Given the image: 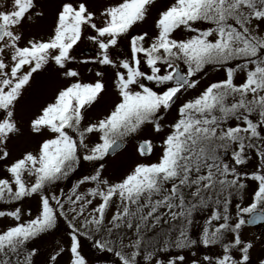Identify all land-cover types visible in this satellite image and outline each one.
I'll return each instance as SVG.
<instances>
[{
    "label": "snow or ice",
    "instance_id": "1",
    "mask_svg": "<svg viewBox=\"0 0 264 264\" xmlns=\"http://www.w3.org/2000/svg\"><path fill=\"white\" fill-rule=\"evenodd\" d=\"M85 39L96 57L78 61ZM105 68L117 99L92 117ZM45 72L62 86L32 111ZM131 141L143 159L106 176ZM0 172V264H38L62 223L42 264H87L81 237L118 264H264V233L243 237L264 225V0H0Z\"/></svg>",
    "mask_w": 264,
    "mask_h": 264
},
{
    "label": "rangeland",
    "instance_id": "2",
    "mask_svg": "<svg viewBox=\"0 0 264 264\" xmlns=\"http://www.w3.org/2000/svg\"><path fill=\"white\" fill-rule=\"evenodd\" d=\"M90 5L94 4L95 7H99L101 4L106 3L107 0H89ZM153 16H155V11L153 12ZM52 23V9H49V17L47 21L44 22L43 26L40 27L39 29L37 28H30L27 27L25 28V32H35L39 31L41 34L46 35L47 32L50 29ZM149 30L151 31L152 29V20L149 19L148 23L146 25H142L134 30L135 33H139L143 30ZM84 49H91L97 53V48L96 46L90 42L87 41L86 39L83 40L78 47L74 49L73 55L77 57L78 61H83V60H93L95 59L96 55L94 57H86L83 55L82 51ZM78 67V70L81 71L82 76L85 80V82L91 81L94 78V71L98 70L97 66H94L93 64L89 63L87 65H74ZM92 68L93 71L89 72L88 69ZM106 72L105 76V83L108 87V91L105 93L104 99L102 100L100 105H97L95 108H93L90 112L89 115L92 117H97L100 116L104 113V111L112 104L113 101L117 99L116 93L114 86L112 84V70L105 68L104 69ZM219 78V74L216 73H210L208 77H206L202 83H201V88H203L209 81H215ZM37 80L40 82V92H32L31 94L26 93V98L28 100V104L31 108L32 111H34V105L35 103L42 102L45 99H48L51 97L52 93L55 91L56 88L62 86V81L56 80L52 74L49 72L43 73L41 76L37 77ZM239 82V81H238ZM197 94L196 92H193L192 95ZM31 111L27 112L25 116L30 115ZM169 119H171V116H169ZM157 144L159 143V139L157 138L155 141ZM36 140H28L26 142L21 141L17 142L15 147L10 145L12 148V156L16 157L19 155L20 151L24 147L28 148H35L36 147ZM136 141H131L129 143L125 144L124 149L121 150L120 155L118 158H109V163H108V170L105 173L106 176H110L113 179L119 178L125 171H127L135 162H137L140 159L138 155L135 152V146H136ZM159 154V150L157 149L156 155ZM156 155L152 157L153 160L156 159ZM88 171L87 168L83 170V172L78 173L77 175H82ZM4 173L0 172V176H3ZM76 176L74 175L73 181L75 180ZM71 182H65V184H70ZM248 197H245V202H247ZM240 202L238 199L234 201V203ZM33 204V201L31 200H26L23 204V207L27 209L30 205ZM233 210H234V205H233ZM12 221L10 219H3L0 218V229L10 225ZM63 224V223H62ZM261 233H264V226H260L258 228H245L243 232V237L245 239H253L255 236H259ZM195 238V237H194ZM68 237L66 236V224H63V228H60L50 236H48L46 239L38 241L39 246L43 249L42 254L40 257L37 258L38 264H42V261L44 257L47 255L49 251H51L52 247L60 242L67 243ZM81 246H82V251L84 252L83 254L87 256V264H118V258L115 257V255L111 252H105L99 253L98 250L90 243L89 240H82L81 239ZM194 251H197V256L202 257L203 255H212L214 256L218 249L216 247H209V248H204L203 246H200L199 249H193ZM101 254V255H100ZM189 256L191 253H187ZM255 255V253H254ZM98 256H101L102 259H100ZM108 256L109 258L106 259L105 257ZM98 257V259H94ZM60 264H68V256L64 255L61 260Z\"/></svg>",
    "mask_w": 264,
    "mask_h": 264
},
{
    "label": "trees",
    "instance_id": "3",
    "mask_svg": "<svg viewBox=\"0 0 264 264\" xmlns=\"http://www.w3.org/2000/svg\"><path fill=\"white\" fill-rule=\"evenodd\" d=\"M60 228H63V224H61ZM81 239H82V240H88V239H86V238H84V237H81ZM89 241H90V243L93 245V242H92L91 240H89ZM81 244H82V243H81ZM82 249H83V248H82V246H81V252H82V254H83L84 252L82 251ZM98 252H99V253L101 252V254H102V253H105L106 251H100V250H98ZM101 254H100V255H101ZM83 255H84V254H83ZM84 256H85V255H84ZM85 257H87V256H85ZM98 257H99L100 259H102L101 256H98ZM98 257H96V258H94V259H98ZM105 258L108 259L109 257L106 256ZM86 260H88V259L86 258Z\"/></svg>",
    "mask_w": 264,
    "mask_h": 264
},
{
    "label": "water",
    "instance_id": "4",
    "mask_svg": "<svg viewBox=\"0 0 264 264\" xmlns=\"http://www.w3.org/2000/svg\"><path fill=\"white\" fill-rule=\"evenodd\" d=\"M85 54H87V55H92L93 52H92V51H85ZM253 226H256V225H251L250 227H253Z\"/></svg>",
    "mask_w": 264,
    "mask_h": 264
}]
</instances>
